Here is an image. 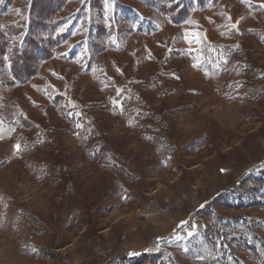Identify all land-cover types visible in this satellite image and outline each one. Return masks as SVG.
Returning a JSON list of instances; mask_svg holds the SVG:
<instances>
[{"label": "rangeland", "instance_id": "1", "mask_svg": "<svg viewBox=\"0 0 264 264\" xmlns=\"http://www.w3.org/2000/svg\"><path fill=\"white\" fill-rule=\"evenodd\" d=\"M164 1L67 0L25 87L0 56V264H264V0L179 25ZM25 4L0 0V36Z\"/></svg>", "mask_w": 264, "mask_h": 264}, {"label": "trees", "instance_id": "2", "mask_svg": "<svg viewBox=\"0 0 264 264\" xmlns=\"http://www.w3.org/2000/svg\"><path fill=\"white\" fill-rule=\"evenodd\" d=\"M12 2V0H6ZM102 0H90L96 6H101ZM221 0H165L159 7L166 17L175 25L190 20L195 8H204L211 3L219 5ZM67 0H27L22 10L26 14L16 23H7L3 27L4 37L0 36V56L8 62L11 84L25 87L39 78L45 62L54 57V48L64 42L67 35L58 31L56 14L61 11ZM110 31H113L111 29ZM120 32V31H119ZM105 29L100 34L105 35ZM200 67L208 70V78L218 74L213 63L206 61ZM52 104L58 106L59 113L67 125L72 126L79 135L84 127L78 126V119L71 113L69 100L61 94H54ZM17 126L23 130H34L35 124L23 115H18ZM28 145V142H27ZM89 153V149H86ZM92 155V154H91ZM255 256L264 263V240L252 241Z\"/></svg>", "mask_w": 264, "mask_h": 264}, {"label": "snow or ice", "instance_id": "3", "mask_svg": "<svg viewBox=\"0 0 264 264\" xmlns=\"http://www.w3.org/2000/svg\"><path fill=\"white\" fill-rule=\"evenodd\" d=\"M229 19H231V17H229ZM237 27V25L235 24V23H233V24H231V28H233V29H235ZM194 67H195V65H194ZM79 114V113H78ZM69 115H71V113H69ZM14 148H15V150L17 151V152H19L20 151V149H21V145L20 144H16V145H14ZM223 171V170H222ZM183 223H187L186 221H184V222H182V224ZM189 235H191V233H189Z\"/></svg>", "mask_w": 264, "mask_h": 264}]
</instances>
